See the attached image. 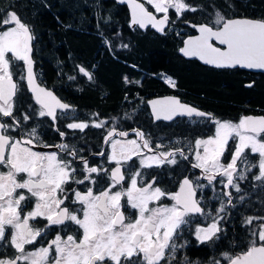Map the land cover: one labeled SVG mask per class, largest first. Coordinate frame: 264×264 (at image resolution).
<instances>
[{"label":"snow or ice","instance_id":"obj_1","mask_svg":"<svg viewBox=\"0 0 264 264\" xmlns=\"http://www.w3.org/2000/svg\"><path fill=\"white\" fill-rule=\"evenodd\" d=\"M118 2L130 9V27L151 28L160 34H166L170 24L186 13L200 10L189 0ZM209 17L201 24L184 20L198 34L184 40L179 49L182 55L217 69L264 70V17L229 16L219 9L210 12ZM35 39L32 26L17 11H3L0 247L14 251L10 255L0 253V264H173L179 250L186 246L177 243L182 226L190 225L192 217L205 219V224H198L194 232L200 244L219 242L226 234L221 223L226 207H235L233 193L242 191L239 181L247 180L248 173L257 169L252 179L264 187V115H243L238 122L221 121L176 97L151 100L155 121H171L176 116L206 117L214 125L213 133L194 139L186 153L183 148L157 151L164 145L153 147L143 131L134 130L136 138L128 139L129 132L113 127L104 136L108 150L95 153L111 167L93 165L69 145L45 144V133L36 127H24L33 116L48 118L52 122L49 127L63 139L66 133L57 127L62 118L58 112L63 114L71 108L38 82L33 60ZM105 43L109 44L107 40ZM77 68L82 76L93 80L91 71L79 65ZM164 80L176 87L172 78L165 76ZM19 81L25 82L31 93V114L17 115ZM124 82L131 83L127 77ZM106 123L71 122L66 127L83 132L90 126L104 128ZM52 147L59 152L36 150ZM177 156L188 161L193 172L182 175L175 190L161 187L156 176L143 171L176 165ZM72 185H84V190ZM217 185L226 199L216 194ZM205 189L219 200L215 214L203 205ZM238 199L242 203L245 198ZM243 226L247 229L244 247L237 252H222L221 259L213 264H264V216H245ZM56 228L60 231L50 232ZM178 264L195 262L185 257Z\"/></svg>","mask_w":264,"mask_h":264},{"label":"flooded vegetation","instance_id":"obj_2","mask_svg":"<svg viewBox=\"0 0 264 264\" xmlns=\"http://www.w3.org/2000/svg\"><path fill=\"white\" fill-rule=\"evenodd\" d=\"M228 3L229 2H227V4ZM230 3L234 4L233 2ZM191 4L200 10L195 13H186L180 20H175V14L171 13V18L177 23V28L180 31H187V36L194 34L196 31L190 27L189 24L185 23L184 20L187 19L195 24L206 23L210 18L209 13L214 9H219L229 16L247 17L238 14L236 12L237 9L234 7L230 8L224 5L209 7L207 5V0H196L195 3ZM122 5L125 4L118 3L116 13H128L130 17L127 6L125 5L127 9H124ZM9 9L17 11L21 17L32 26L34 34L36 33L37 30L35 25H33V21L28 16L25 9H19L13 4L4 7L0 3V15H3L4 10ZM33 43L35 45L33 51L34 73L37 76L38 82L41 86L52 90L62 102L69 104L71 108L63 114L58 112V115L62 118L58 121L57 127L66 133L63 139L60 138L57 132L49 127L52 122L48 118L33 116L24 127H36L41 133H45L42 136L43 143L45 144L55 145L65 143L69 145L79 156L87 158L93 165L102 164L105 167H111V165L105 162L104 157L95 155V153H98L102 149L105 151L108 150L107 145L103 142L104 136L106 132L113 127L117 130L129 132L128 139L136 138L134 130L138 129L143 131L146 138L150 139L153 147H155L156 144L164 145L163 148L157 151L183 148L186 153L191 146L190 142H194V139L207 137L213 133L214 125L206 117L176 116L171 121H155L151 114V107L149 104L151 100L176 97L183 104L193 106L205 113H210L212 117L221 121L238 122V119L243 115H264V113L261 112L263 108L258 105L262 100L261 97L264 96V72L248 69H217L213 66L205 65L199 60L182 56L185 61V64L182 66L184 71L171 73L157 72L151 74L148 78L151 80L145 82L146 86L149 88V94L143 96V98L140 99V103L138 79L135 76L130 77L128 75L127 78L131 83L125 84L124 93H122L115 103L107 104L106 100L110 89L105 85L103 86L100 82L98 83L92 69L76 61L74 57H68L67 59L71 63L62 66L66 69L64 72L58 69L51 73L45 72L42 57L37 52V38ZM77 65L83 66L91 71L93 80L89 81L86 77L82 76L78 71ZM165 76L172 78L176 82V87H170L165 83ZM69 77H75V79H69ZM14 79H17V76H14ZM19 83L20 90L17 94V115L24 112H29V114H31L28 108L30 103H34L31 100V93L27 90L25 82L19 81ZM248 84L252 86L247 87L246 85ZM93 91L101 93L100 98L102 103L99 106L92 107V105L87 103V100H89L88 95ZM237 95L247 96V98L238 105L239 108L245 112L235 118L220 117L218 114L219 108L226 104V102L232 105V99ZM100 120L107 121L105 127L101 129L90 126L81 132L78 129L72 130L66 127V124L71 122H88L91 125L94 121ZM36 150L42 152H59V150L54 147L38 148ZM60 155L64 156L65 153H60ZM67 158L71 159V157ZM189 159H191V156ZM177 160L178 163L176 165L164 164L161 167L144 169L143 171L156 176L157 182L161 187L172 191L175 190L176 184L182 178V175L193 172L188 161L183 160L179 156H177ZM76 163L78 165L79 161L77 160ZM244 181L249 185L251 181V179H249V173L248 179ZM244 181H239L240 185H242ZM203 183L207 182L204 181ZM99 186L102 187L103 185ZM72 187L84 190V185H72ZM215 192L216 194H220L222 199H226L222 197L220 185L216 186ZM213 196L214 193L211 190L205 189L203 193V205L206 210H210L215 214L216 208L219 206V200L214 199ZM238 197H240V193L234 192L233 204L235 207L241 204ZM235 207H226L225 220L221 222L223 228L224 225H226L225 228H229L230 223L234 222ZM261 216H264V214ZM191 219L192 222L190 225L182 226L184 230L177 243H186V246L179 250L176 261H174L173 264H178V262L185 257H187L188 261L195 262V264H213L214 260L221 259L220 254L222 252H237L246 244L243 243L237 247L235 244V246H233V239L229 241L231 235L229 232L222 234V239L215 244L212 242L200 244L195 239L194 232L198 224L201 225L205 223V219L204 217H192ZM55 231H60V229L56 228L50 230L53 234ZM50 238L51 236H49V239ZM46 242L47 241H44V243ZM13 251L14 250L9 249L6 252V246L0 247V253L10 255Z\"/></svg>","mask_w":264,"mask_h":264},{"label":"trees","instance_id":"obj_3","mask_svg":"<svg viewBox=\"0 0 264 264\" xmlns=\"http://www.w3.org/2000/svg\"><path fill=\"white\" fill-rule=\"evenodd\" d=\"M195 1L189 0V3ZM227 2L234 3L238 14L251 18L264 17V0H207V5L228 6ZM0 3L4 7L13 4L25 9L32 19L37 30V52L42 57L45 72H55L56 69L64 72L66 69L62 66L71 63L67 58L74 57L92 69L98 83L110 89L107 104L115 103L124 93L126 86L123 80L128 75L138 79L140 103V99L149 94L145 82L151 80L148 79L151 74L184 71L182 66L185 61L179 49L188 32L180 31L176 22L170 24L166 34L151 28L130 27L128 13H116V0H4L5 4L0 0ZM124 44L128 47H122ZM100 97V92H90L87 103L92 107L99 106L102 103ZM234 98V105L226 102L219 108L220 117L235 118L245 112L238 105L247 96L237 95ZM261 98L258 105L264 113V96ZM256 171L253 169L249 173V185L245 181L241 185L240 196L245 199L235 207L234 222L229 228L224 225L226 232L232 235L229 241L233 239L236 247L247 243L244 217L264 214V187L252 179Z\"/></svg>","mask_w":264,"mask_h":264},{"label":"water","instance_id":"obj_4","mask_svg":"<svg viewBox=\"0 0 264 264\" xmlns=\"http://www.w3.org/2000/svg\"><path fill=\"white\" fill-rule=\"evenodd\" d=\"M117 2H118V0H116ZM119 3V2H118ZM126 6H127V4H125ZM127 8H128V6H127ZM128 10H129V14H130V9L128 8ZM254 19H256V18H254ZM198 33H194V34H191V35H189V36H192V35H197ZM189 36H187L184 40H186ZM184 42V41H183ZM184 46V43H182V46H181V48ZM180 54L182 55V53L180 52ZM183 57H185L184 55H182ZM185 58H189V59H197V58H194V57H185ZM197 60H199V59H197ZM200 61V60H199ZM202 62V61H201ZM203 63V62H202ZM252 71H259V72H264V70H256V69H253ZM159 99H163V98H159ZM251 116H262V115H251Z\"/></svg>","mask_w":264,"mask_h":264},{"label":"rangeland","instance_id":"obj_5","mask_svg":"<svg viewBox=\"0 0 264 264\" xmlns=\"http://www.w3.org/2000/svg\"><path fill=\"white\" fill-rule=\"evenodd\" d=\"M205 223H202L201 225L203 226Z\"/></svg>","mask_w":264,"mask_h":264},{"label":"bare ground","instance_id":"obj_6","mask_svg":"<svg viewBox=\"0 0 264 264\" xmlns=\"http://www.w3.org/2000/svg\"><path fill=\"white\" fill-rule=\"evenodd\" d=\"M195 30V29H194ZM197 60V59H196Z\"/></svg>","mask_w":264,"mask_h":264}]
</instances>
